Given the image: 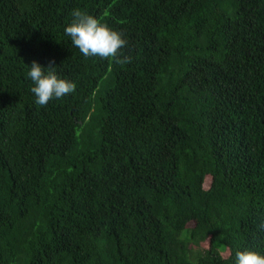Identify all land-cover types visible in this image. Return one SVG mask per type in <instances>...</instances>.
<instances>
[{
  "label": "trees",
  "instance_id": "obj_1",
  "mask_svg": "<svg viewBox=\"0 0 264 264\" xmlns=\"http://www.w3.org/2000/svg\"><path fill=\"white\" fill-rule=\"evenodd\" d=\"M74 9L130 62L73 47ZM34 60L75 92L37 106ZM239 250L264 253V0H0V264Z\"/></svg>",
  "mask_w": 264,
  "mask_h": 264
},
{
  "label": "clouds",
  "instance_id": "obj_2",
  "mask_svg": "<svg viewBox=\"0 0 264 264\" xmlns=\"http://www.w3.org/2000/svg\"><path fill=\"white\" fill-rule=\"evenodd\" d=\"M71 16L73 19L64 28V34L84 57H99L117 64L130 62L129 57L120 55L128 43L122 32L80 9H74ZM27 65L25 77L31 81L30 91L37 106H46L52 100L75 92V81L60 76L55 67H46L35 60ZM234 264H264V253L239 250L235 253Z\"/></svg>",
  "mask_w": 264,
  "mask_h": 264
},
{
  "label": "rangeland",
  "instance_id": "obj_3",
  "mask_svg": "<svg viewBox=\"0 0 264 264\" xmlns=\"http://www.w3.org/2000/svg\"><path fill=\"white\" fill-rule=\"evenodd\" d=\"M205 245H207V244H205V243H204V244H203V246H205ZM226 254H228V252H227V251H226Z\"/></svg>",
  "mask_w": 264,
  "mask_h": 264
},
{
  "label": "bare ground",
  "instance_id": "obj_4",
  "mask_svg": "<svg viewBox=\"0 0 264 264\" xmlns=\"http://www.w3.org/2000/svg\"><path fill=\"white\" fill-rule=\"evenodd\" d=\"M14 87V86H13ZM9 89V88H8Z\"/></svg>",
  "mask_w": 264,
  "mask_h": 264
}]
</instances>
